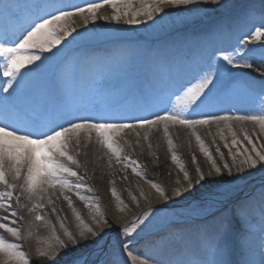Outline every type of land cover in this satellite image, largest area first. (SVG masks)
Instances as JSON below:
<instances>
[{
  "label": "bare ground",
  "instance_id": "obj_1",
  "mask_svg": "<svg viewBox=\"0 0 264 264\" xmlns=\"http://www.w3.org/2000/svg\"><path fill=\"white\" fill-rule=\"evenodd\" d=\"M47 2L50 0H20L25 6ZM61 2L82 5L87 0ZM118 3L121 8L130 3L132 11H139L154 4L155 0H118ZM220 3H225V0H220ZM200 7L205 11L192 14L177 11L175 6H166L164 11L170 15L164 16L163 21L155 27L152 26L153 21L135 26L125 24L126 17H122L119 24L112 19H103L113 15L111 5L97 12L98 19L89 22L93 25L89 29L82 25L83 17H72L66 24L70 29L75 22L76 31L64 37L52 52L40 53L41 61L21 70L25 77L20 81L23 94L16 103L36 109L42 105L56 108L102 94L106 99L118 102L122 111L145 100L163 107L173 92L186 86L195 88L200 82L196 79L198 74L209 67H217L220 81L213 90L209 106L204 110L205 118L253 114L257 108V95H253V92L260 90L259 81L264 77L255 76L250 69L231 65H226V68L231 66V69L225 72L216 61L222 54L236 51L231 44L242 40V22L248 10H255L256 13L255 20L249 21V24L259 25L257 16L259 18L264 14V0H228V6L224 8L212 3L201 4ZM38 11L25 7V20L33 18ZM162 15L163 12H153V19L160 20ZM137 19L144 20L146 17ZM16 28L15 20L0 18V37L4 35L5 29L11 35ZM57 34L63 36V33ZM235 59L240 61L242 56L236 55ZM109 70L110 73L102 79ZM6 79L0 71V87L4 86ZM6 95L0 92V96ZM176 99L180 100L179 97ZM249 105L252 111L248 110ZM174 106L179 109L180 103ZM224 124L235 125L236 132L231 135L226 126L222 127ZM199 127H216L214 133H208L212 136L211 140L205 138V131H196ZM126 131L128 129L114 137V147L121 149V161L125 157L135 160L142 175H136L131 166L125 168L123 162H117L113 152L97 140L96 133L89 140L87 134L81 132L79 146L70 145L69 152L79 162L70 166L84 177L79 181L83 187L45 185L44 190L36 194L25 192L18 207L17 223L13 225L12 218L2 221L9 227L18 228L20 238L3 229H0V237L20 245L16 251L24 253L27 263L46 251L60 253L61 256L69 254L61 264H71L75 259L80 264H110L114 258L119 259V264H189L197 257L208 258L205 245L219 242L226 248L228 264H260L261 244L264 242V190L255 192V189L264 186V167L253 171L248 165L241 168L235 165L242 164L250 153L245 152L252 147L246 136L252 139L259 150L264 151V131L258 122L219 120L207 125H196L194 129L169 123L167 135L163 123ZM225 133L230 135L226 138ZM127 134L132 136L127 137ZM197 136L221 167L224 178L243 177L230 186V191H226L229 186L215 182L222 177L214 173L212 161L201 150ZM169 139L172 141L171 146ZM232 139L242 141L236 143L240 149L235 150L237 146H232L236 145ZM173 153L177 157L176 161L172 160ZM189 153L196 154L194 159L187 156ZM225 161L232 168V175L237 176L228 177L227 169L223 168ZM177 164H181L184 169L181 173H176ZM198 166L200 170L203 169L205 181L197 178ZM5 171L9 181L18 185L14 197L20 195L26 171L21 173L18 181L12 180V172L7 164ZM185 171L195 183L194 188L185 178ZM209 173H213V182H208ZM63 176L69 182L77 181V177H69L66 173ZM149 181L157 182L169 193L180 189L183 196H173L166 202L157 196L158 191ZM143 182L147 183L143 185ZM150 184L154 191L149 187ZM89 188L93 191H89ZM5 189L6 186L0 183V191ZM65 196L71 199V204ZM81 196L85 199L81 200ZM184 196L188 199L185 200ZM218 198L222 200L219 211L214 215L207 213V216L202 211L203 206ZM136 201L139 202L134 208ZM37 202L43 207L31 211ZM241 202L244 203L240 205ZM131 206L133 212H130ZM157 208H167V211L140 234L138 239L147 241L145 246L135 248L131 244V255L127 252L125 255L120 240L129 238L122 234L123 228L131 226L148 211L154 213ZM37 214L44 219L35 220ZM220 216L226 217V231L221 230L217 223ZM105 219L109 221L108 224H105ZM256 219L262 224L252 222ZM143 227L140 225L137 231ZM89 228L96 233L95 236L88 231ZM117 229L121 230L119 237ZM69 233L74 239L70 238ZM101 236L104 239L96 244L95 241ZM155 238L159 241L148 245ZM147 247L152 248V251L136 260L133 255L139 251L144 253L149 250ZM5 262L25 263L15 254L0 252V264Z\"/></svg>",
  "mask_w": 264,
  "mask_h": 264
},
{
  "label": "snow or ice",
  "instance_id": "obj_2",
  "mask_svg": "<svg viewBox=\"0 0 264 264\" xmlns=\"http://www.w3.org/2000/svg\"><path fill=\"white\" fill-rule=\"evenodd\" d=\"M207 3L217 4L221 8L228 6V0H225V3H220V0H155L154 4L147 5L139 11H132L130 3L121 8L118 0H87L82 5L65 4L61 0H50V2L45 4L30 6L22 5L20 0H0V18L15 20L17 24L16 30L11 35L5 29L4 35L0 37V71L7 78L4 81V86L0 87V92L8 94L0 96V183L6 186L4 191H0V210H2L0 211V229L11 233L17 239L20 238L18 228L9 227L2 221L12 218L11 223L13 225L17 223L18 207L20 206L21 196L25 192L36 194L39 191H43L45 185L55 187L59 184L65 188L83 187L79 181L84 177L70 166L79 162L69 152L70 145L79 146L81 132L86 133L89 140L92 139V134L96 133L97 140L113 152L117 162H123L125 168L131 166L136 175H142L138 170L137 162L130 157H125L121 161V156L119 155L121 149L114 147V137L126 129H142L163 123L164 131L167 135L169 123L194 129L196 125H207L219 120L236 119L258 122L261 130L264 131V79L259 81L260 91L257 93V108L253 114L205 118L204 110L209 106L213 90L216 89L217 83L220 81L217 67H209L198 74L196 79L200 82L195 88L186 86L173 92L167 98L163 107L153 101L145 100L136 102L122 111L118 102L110 101L102 94L92 95L81 102H74L56 108L42 105L36 109L16 103V100L23 94V85L20 81H23L25 77L22 75L21 70L28 65L41 61L42 56L40 53L52 52L53 48L59 45L64 37L71 36L72 32L76 31L75 28L69 29L66 24L72 17H83V23L86 25L89 17L95 22L98 19L97 12L106 5H111L113 15L102 17L103 19H112L119 24L122 17H126L124 23L135 26L153 21L152 26L155 27L163 21L164 16L170 15L169 12L164 11L166 6H175V9L180 12L199 14L205 11L200 5ZM25 7L36 8L39 11L33 18L25 20ZM39 12L43 14H39ZM153 12H163L160 20L153 19ZM140 16H144L146 19H137ZM255 18V10H248L245 20L253 21ZM259 19V25L253 26L248 39L239 41L240 47L235 52L222 54L217 58L216 64L219 68H223L225 72L227 71L226 65L253 69L259 74V77H264V64L254 68L250 62L252 53L256 49L246 48V45L252 42L251 37H264V14H261ZM57 33H63V36ZM245 52L248 55H243ZM236 55H241L242 60L237 61L235 59ZM221 61L224 63H221ZM214 80L216 83H214ZM205 89H207V92H205ZM177 97L180 98L179 101H177ZM175 103H180L179 109L174 106ZM245 138L249 144H252L255 157H253L252 153H248L243 163L255 168L258 162H264V151L259 150L251 138L247 136ZM196 139L200 141L199 136ZM168 143L171 146V139H169ZM200 143L201 150L212 161L214 173L222 177V179L215 182L224 183L229 186L226 191H230V186L235 184L236 181L243 179V177L237 176L235 179L224 178L221 167L217 165L211 153L204 147L203 142L200 141ZM236 143L237 141L233 140V144ZM240 154L243 155V153ZM220 155L223 158V153ZM172 160H177L174 153ZM233 160H235V156H233ZM6 164L12 172V180L14 181H18L21 173L26 171V180L24 185L20 186V195L15 197L14 191L18 185L10 182L7 178ZM223 168L227 169L228 177H232V168L226 161L223 164ZM196 172L199 181L206 180L199 166ZM65 173L69 177H77V181L69 182L63 176ZM184 176L189 180L191 187L194 188L195 183L187 171L184 172ZM212 176L213 173H209L208 182H213ZM149 183H152V186L157 189L166 202L171 200L172 196H183V192L180 189H175L169 195L157 182L149 181ZM89 191H93V189L89 188ZM184 191L188 190L185 189ZM113 195H115L114 191ZM64 198L71 204L69 197L65 196ZM80 199L84 200L85 198L81 196ZM184 199L187 200L188 197L184 196ZM262 199H264V194H262ZM221 203L222 200L219 198L210 201L203 206L202 211L207 212L209 215H214L215 212L219 211ZM14 205L17 207H14ZM87 206L91 207V205ZM42 207L43 205L37 202L31 211H36V209ZM166 211L167 208H157L154 213L148 211L133 222L131 226L126 225L122 230V234L129 239L120 240L122 250L131 255L129 245L138 239L140 234ZM20 219L22 220L23 217H20ZM43 219L44 217L39 214L35 216V220L40 221ZM145 220L148 221L147 224H145ZM108 223L109 221L105 219V224ZM217 223L221 230H227L226 217H218ZM140 225H144V227L137 231ZM88 231L93 236L96 235L91 228ZM116 231L119 237L121 230L117 229ZM69 236L74 239L71 233H69ZM103 239L104 237L101 236L95 243L100 244ZM205 247L209 253L208 258L197 257L190 261L189 264H228L226 248L219 242L206 244ZM19 248L20 245L7 242L5 238L0 237V252L15 254L27 264V258L24 253L16 251ZM71 264H80V261L75 259L71 261ZM110 264H119V259L114 258ZM260 264H264V242L261 244Z\"/></svg>",
  "mask_w": 264,
  "mask_h": 264
},
{
  "label": "rangeland",
  "instance_id": "obj_3",
  "mask_svg": "<svg viewBox=\"0 0 264 264\" xmlns=\"http://www.w3.org/2000/svg\"><path fill=\"white\" fill-rule=\"evenodd\" d=\"M260 17V16H259ZM82 25L83 26H85V28L86 29H89L88 27H91V26H93L92 24H89V22H91L92 20H91V18H89L88 19V23L85 25L84 23H83V18H82ZM257 21H260L259 20V18H258V16H257ZM245 22V23H244ZM243 25H244V27H243ZM254 25H257V24H252V23H250L249 24V21H246V20H244L243 22H242V33H241V37L240 38H243V39H248L249 38V33L252 31L251 30V28H253V26ZM258 26V25H257ZM73 28H75V22H74V25H73ZM241 32V31H240ZM264 37H261V38H255V37H251V39H252V42L251 43H249V44H247L246 45V48H248V49H256V51L255 52H253L252 53V56H251V60H250V62L253 64V66H254V68L255 67H259L260 65H262V64H264V39H263ZM253 41H255V44L253 43ZM236 42V43H235ZM235 42H233L232 44H231V46H234L235 48L233 49V50H237L239 47H240V44L237 42V41H235ZM231 53V52H230ZM243 55H248V53L247 52H245V53H243ZM228 69H231V66H228L227 67V71H228ZM251 70H253V69H251ZM255 72V71H254ZM256 73V72H255ZM182 88V87H181ZM180 88V89H181ZM260 90H257L256 92H253V95H257V93L259 92ZM231 110H233V109H231ZM248 110H251L252 111V107L249 105V107H248ZM234 111V110H233ZM219 125V124H218ZM217 126V125H216ZM224 126H226V128L229 130V132H230V134L232 135L233 133H235L236 131H235V129H234V127H235V125H232V124H224V125H222V127H224ZM216 128V127H215ZM214 127H199V128H197L196 129V131L198 130V131H200V132H206V136H205V138H207V139H209V140H211L210 138H212V136H209V132L210 131H213L212 133H214V129H215ZM209 130V131H208ZM128 131H130V129H128ZM128 131H126V132H128ZM126 134V133H125ZM129 134V133H128ZM127 134V137H130V136H132V135H128ZM230 134H224V137H228ZM230 139V138H229ZM228 139V140H229ZM232 140H235V139H232ZM235 141H237V144H239V142H242L241 140H235ZM196 142V141H195ZM237 144L236 145H232V146H237ZM241 147L240 146H237L236 148H235V150H238V149H240ZM252 147H249V150L248 151H245L246 153L247 152H250V153H252V155L253 156H255V152L253 151V148L251 149ZM196 154H194V153H189V154H187V156L189 157V158H191V159H194V156H195ZM236 165V168H238V167H245V166H247V164H244V163H242V164H235ZM249 167V166H248ZM262 167H264V162H259L258 164H257V167H255V168H253V171H257V170H259V169H261ZM182 165L181 164H177V165H175V170H177V172L176 173H181L183 170H182ZM202 172H203V169L201 170ZM233 171V170H232ZM175 173V174H176ZM204 173V172H203ZM197 174V173H196ZM238 175V174H237ZM237 175H232V177H235V176H237ZM145 183H147V182H143L142 184L144 185ZM189 183V182H188ZM149 187L154 191V188L151 186V184L149 185ZM141 189V188H140ZM164 189V188H163ZM157 190V189H156ZM152 191V192H153ZM169 195H171L172 193H169V191L167 192ZM132 196V195H131ZM134 196V195H133ZM157 196L160 198V199H163V197H161L160 196V194H159V192H158V194H157ZM173 197V196H172ZM139 201H141L142 202V200L140 199ZM139 201H136V203L134 204V208H135V206L138 204V202ZM241 204H243V202H241L240 203V205ZM129 209H130V212H133L134 211V209H133V207L131 206V207H129ZM239 209H240V207H239ZM240 210H242V209H240ZM240 210H238V211H240ZM206 213V212H205ZM238 213V212H237ZM114 215V214H113ZM175 220V219H174ZM118 222H119V220H118ZM117 222V223H118ZM218 234V233H217ZM219 237L221 238L222 237V234H220V232H219ZM155 241H159L158 239H154L153 241H151L150 243H148V245H150V244H152V243H154ZM147 243V241H144V242H142L140 239H138L137 241H134L133 242V244L135 245V247H137L139 244L140 245H142V246H145V244ZM245 247H248V245H245ZM68 247H66V249H67ZM148 248V247H147ZM149 250H147V251H145L144 253H141L140 251H139V254H138V256L135 254V256H136V258H135V256H134V258L136 259V260H140L141 258H142V254H147V253H149V252H151L152 251V248H148ZM123 253L124 254H126V252L125 251H123ZM63 256V255H62ZM61 256V254L59 253V254H56V253H48V252H46V251H42L41 253H40V255L38 256V258H31L29 261H28V263L27 264H61L62 262H64L65 261V259H67V257H69L70 255L68 254V255H65V256H63L62 257ZM25 264V263H24ZM126 264V263H125Z\"/></svg>",
  "mask_w": 264,
  "mask_h": 264
}]
</instances>
